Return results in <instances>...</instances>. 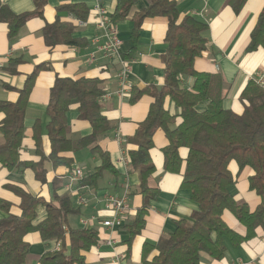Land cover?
<instances>
[{
  "label": "trees",
  "instance_id": "obj_1",
  "mask_svg": "<svg viewBox=\"0 0 264 264\" xmlns=\"http://www.w3.org/2000/svg\"><path fill=\"white\" fill-rule=\"evenodd\" d=\"M139 0H117L111 15L112 21L126 18ZM247 0H226L236 14L240 13ZM47 0H34L35 9L22 13L13 12L0 0V22L8 26V38H16L32 16L43 17ZM87 21L91 11L84 3H70L62 6ZM162 16L168 18L166 50L163 54L164 82L160 86L150 85L142 90L133 88L130 101L136 102L143 94L152 98L148 114L133 136L128 140L135 148L128 149L131 169L140 180L143 204L131 222L130 240L145 226V215L149 202L155 199L158 189L149 186L148 181L155 172L150 151L154 147L153 137L157 130L165 132L168 144L163 148L165 170L181 172L183 159L179 150L188 149L183 172L182 188L189 190L191 199L197 204L190 219L176 221V228L168 236L161 237L153 245L158 251L151 260L147 259L146 245L143 264H199L201 253H208L214 259H221L226 251L225 238L238 245L256 236L259 227L264 229V86L250 78L240 94L244 105L242 113H236L224 106L226 92L221 74L199 72L195 61L207 48L209 25L198 17L186 14L179 17L176 0H149L147 6L133 14L132 38L134 47L139 31L146 18ZM73 22L56 19L46 23L42 29L45 44L51 48L58 44L83 46L82 39L73 36ZM264 49V6L250 34L247 52ZM13 61V63H16ZM44 65L35 67L26 78L17 101H0V113L4 114L0 129L4 142L0 144V163L9 170H22L28 166L39 170L37 177L46 181V171L41 154L38 163L23 162L19 150L25 132V113L29 95L37 74ZM184 77H192L190 88L182 84ZM99 78L56 76L50 90L47 113L50 117L48 136L51 153L48 156L53 165H68L71 159L60 155L63 151H77L90 148L101 159V164L92 173L84 176L81 185L97 186L106 172L119 177L110 153L99 144V139L112 129V122L103 114L99 97L105 93ZM167 100L174 104L172 113L166 106ZM73 104H78V116L90 123L91 132L79 138L69 136L68 113ZM205 105L200 108V105ZM180 118L178 122L177 119ZM40 123L34 125V137L39 142ZM37 148H40L39 144ZM236 160L240 169L250 166L254 174L249 178V188L256 192L260 203L251 210L246 202H239L233 194L236 183L229 169ZM15 192L21 198L20 213L11 212V203L0 199V208L6 215L0 218V264H25L30 253V243L25 237L34 231L45 240L60 242V248L48 250L39 264H84L82 252L89 251L98 242V232L92 227L69 228L68 216L78 212L71 199L55 195L47 201L20 188ZM45 210V217L39 219V208ZM229 210L246 227V235L235 232L223 219Z\"/></svg>",
  "mask_w": 264,
  "mask_h": 264
},
{
  "label": "crops",
  "instance_id": "obj_2",
  "mask_svg": "<svg viewBox=\"0 0 264 264\" xmlns=\"http://www.w3.org/2000/svg\"><path fill=\"white\" fill-rule=\"evenodd\" d=\"M13 12L22 13L35 9L34 0H1ZM179 17L191 14L205 21L209 25L207 33L208 43L203 54L196 59L195 69L199 72L219 73L222 75L226 98L224 106L236 113H242L244 105L240 94L250 78L264 72V49L259 48L247 52L250 34L254 28L258 15L264 6V0H247L240 13L236 14L226 0H176ZM70 3H84L90 14L85 25L79 24L69 10L62 6ZM95 0H47L43 9V17L32 16L14 39L8 38V26L0 22V101L15 102L20 96L26 78L37 65H44L37 74L34 86L29 95L25 113V132L19 150L23 162L38 163L42 152L46 159L43 167L46 181L37 177V169L28 166L22 170H9L0 163V199L11 203V212L20 213L21 198L15 192L20 188L33 195L44 197L47 201L55 195L68 196L78 212L68 216L69 228L92 227L98 232V242L89 251L82 252L84 264H143L145 245L147 259L151 260L158 254L153 247L163 236H168L176 228V221L181 218L190 219L197 204L191 199L189 190L182 188L185 159L188 149L180 148L183 159L181 172L174 173L165 170V156L163 148L168 144L165 132L161 129L154 134V147L150 154L155 165V172L149 178L148 184L158 189L157 197L149 202L145 215V226L141 232L130 240V224L134 220L138 209L143 204V195L140 192V180L131 165L126 167L120 162L122 150L135 148L129 143L139 124L145 120L152 98L143 94L136 102H131L132 91L127 96L115 93L118 89V72L122 61L130 62L129 81L133 88L142 90L150 85L160 86L164 82L163 54L166 50L165 37L168 29V18L157 16L146 18L139 31L138 42L134 52L128 55L134 47L132 31L134 27L133 14L149 4V0H139L131 13L124 19L115 22V26L122 40L119 52L111 57H104L98 52L96 61L86 60L89 53L96 50L94 39L99 34L92 23V12ZM105 7L109 16L113 14L117 0H105ZM56 19L73 22L75 31L73 36L82 39L83 46L58 44L51 48L45 44L42 29L46 23H53ZM13 63V61H16ZM56 76L78 79L81 77L99 78L103 80L101 87L105 92H112L101 103L103 114L112 122L113 129L99 144L110 153L111 161L119 172L114 177L106 172L97 186L81 185L80 181H72L71 176L76 168L83 170L84 176L92 173L101 164V159L86 147L77 151H63L61 156L71 159L68 165H53L48 156L51 153V141L48 136L47 125L50 117L47 105L50 99V90ZM182 84L190 88L192 77H184ZM264 86V83H263ZM166 106L171 112L177 110L174 104L167 100ZM201 109L205 105H200ZM78 104H73L68 113L70 125L69 136L79 138L91 132L90 123L78 116ZM4 114L0 113V122ZM180 121V118L177 119ZM39 122L41 129L39 142L34 137V125ZM119 131L124 137L121 144L115 137ZM4 136L0 129V144ZM39 144L40 148H37ZM229 169L235 177L236 183L233 194L239 202L249 204L251 210L260 203L255 191L249 188V178L254 174L250 166L240 169L236 160H232ZM129 182L131 211L127 213L121 226L105 227L103 219L111 218L114 213L106 209L105 195L108 193L122 194L123 184ZM82 195L86 203L80 204L78 199ZM42 214L40 215V211ZM39 219L45 217V210L40 207ZM6 215L0 208V218ZM41 216V217H40ZM94 217L93 223L84 226L82 220ZM226 223L238 234L245 236L246 227L226 210L223 214ZM30 243V253L25 264H39L40 257L48 250L55 249V240H45L37 231L25 237ZM226 251L221 259H214L208 253H201L199 264H264V229L259 227L256 236L233 244L225 238Z\"/></svg>",
  "mask_w": 264,
  "mask_h": 264
},
{
  "label": "built area",
  "instance_id": "obj_3",
  "mask_svg": "<svg viewBox=\"0 0 264 264\" xmlns=\"http://www.w3.org/2000/svg\"><path fill=\"white\" fill-rule=\"evenodd\" d=\"M105 0H95V3L92 8L94 13V19L92 23L95 25V29L99 31V34L95 37L94 43L96 50L89 53L86 57V60L90 63L94 62L98 58V52L101 53L104 57H111L119 52L122 46V40L119 36V32L115 26V23L112 21L109 16L107 9L104 4ZM87 21L79 20L80 25H85ZM130 62L122 61V66L118 72V89L115 91L119 96H127L130 91L133 89V84L129 81L130 74ZM254 79L259 83H264V72L259 73ZM112 92H105L99 97V102H104L107 97H109ZM116 139L122 144L125 140L119 131L115 132ZM122 156L120 157V162L123 163L126 167L130 166V160L127 156V153L122 150ZM84 177L83 170L81 168H76L74 173L71 176L72 181H79ZM78 202L80 204L86 203V198L80 195ZM105 205L106 209L111 210L114 215L111 218L103 219L102 224L105 227H117L121 226L125 215L131 211L130 204V185L129 182L123 184V193L114 194L108 193L105 195ZM94 217L90 219L82 220L83 225L86 227L93 223ZM60 248V242H57L55 249Z\"/></svg>",
  "mask_w": 264,
  "mask_h": 264
},
{
  "label": "rangeland",
  "instance_id": "obj_4",
  "mask_svg": "<svg viewBox=\"0 0 264 264\" xmlns=\"http://www.w3.org/2000/svg\"><path fill=\"white\" fill-rule=\"evenodd\" d=\"M200 108H201V106H200ZM40 211V215L42 214V212H41V210H39ZM41 217V216H40Z\"/></svg>",
  "mask_w": 264,
  "mask_h": 264
}]
</instances>
